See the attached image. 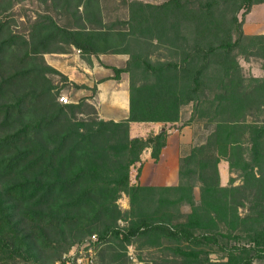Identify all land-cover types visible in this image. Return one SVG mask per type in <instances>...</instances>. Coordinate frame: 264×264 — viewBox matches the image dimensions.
Segmentation results:
<instances>
[{
	"label": "trees",
	"instance_id": "1",
	"mask_svg": "<svg viewBox=\"0 0 264 264\" xmlns=\"http://www.w3.org/2000/svg\"><path fill=\"white\" fill-rule=\"evenodd\" d=\"M49 1L63 11L74 8L82 25L68 28L40 15L29 35H20L4 17L12 0H0V264L36 258V243L23 233L25 220L52 245L74 225L101 226L88 248L110 235L123 242L151 236L186 246L178 252L182 264H213L211 254L219 251L228 253L224 264H253L264 253V77L245 76L237 52L256 56L264 71V35H246L244 21L230 19L227 10L232 4L247 15L264 0L135 1L128 21L109 26L99 0ZM148 39L171 41L181 60L153 63L144 52ZM73 49L89 64L92 56H130L124 67H112L110 78L130 75L126 120L76 123L66 117L81 105L62 104L60 96L56 102L47 76L69 79L37 62ZM191 103L212 127L207 141L182 160L177 186L141 185L145 153L160 160L170 137L166 125L179 122L181 108ZM38 111V119L26 122ZM137 124L161 129L133 136ZM221 158L241 185L221 186ZM122 194L131 205L125 228L118 226L125 220L118 206ZM184 206L190 212L183 213ZM243 208L247 219L239 214ZM246 225L251 229L242 244Z\"/></svg>",
	"mask_w": 264,
	"mask_h": 264
},
{
	"label": "rangeland",
	"instance_id": "2",
	"mask_svg": "<svg viewBox=\"0 0 264 264\" xmlns=\"http://www.w3.org/2000/svg\"><path fill=\"white\" fill-rule=\"evenodd\" d=\"M135 1L158 5L167 0H99L103 21L108 26L128 21L130 18V6ZM5 7L6 12L4 17L7 19V22H9L11 29L24 36L29 35L32 22L40 15H51L60 25L68 28L82 25V21L79 23V21L74 18V8L69 10V12L63 11L49 0H12L10 3L7 2ZM234 8L232 4H229L227 10L229 18L231 19L232 16L236 15L240 21H245L246 10L243 9L239 13H236ZM251 19L259 23L264 21V4L257 6L247 21L249 22ZM117 28L126 27L118 25ZM252 28L255 31L258 29L260 30V24L248 26V31H251ZM143 43L144 52L148 54L149 59L153 63L175 62L180 61L182 58L178 48H175L169 40L164 39L163 43H160L157 40L151 41L148 39ZM240 52L241 51L238 50L237 53L243 74L247 77L254 75L259 76L262 70V61L256 58V56H249L250 58H246L248 56L240 55ZM46 55L40 58V61L37 62L38 65L44 63L50 65L48 61H52V57H46ZM111 56L116 57H105L104 59H115L111 61L120 66V68L124 67L127 60L130 59V56L126 54ZM62 62L64 61L62 60ZM112 74L114 76L113 69ZM47 77L50 80V87L52 88V93L56 102H58L59 96L65 95L71 101V105H81L80 108L68 109L66 111V117L70 121L78 123L82 121L90 122L91 120L98 119L105 120L102 118V115H100L99 101L96 100V83L92 88L85 85H81L83 88H76L75 83L69 80L66 81V79L60 75L48 74ZM104 78H107V76ZM118 82V84H121L122 88L127 87L129 89L130 75L126 73L122 74L121 80ZM37 114L38 116H36V113H34V115H27L26 122L38 119L42 112L38 111ZM166 127L169 130L171 138L165 153V158L160 162L152 161L150 162L152 164L143 167L140 178V183L143 186H177L179 184V170L182 160L189 156L195 147L204 144L212 130L207 120L200 119L194 114L193 103L181 108L179 122L176 124H168ZM160 129V126L157 125L145 127L137 124L133 126L131 134L133 136L146 135L150 131ZM1 133H3V126H1L0 121V135ZM145 154L150 156V151ZM219 172L221 186L230 187L242 184V179H240L238 174L230 172L229 163L224 158L220 160ZM194 196L197 204H199V186L195 188ZM118 206L124 216L123 219H125L120 220L118 226L119 228H125L130 222L129 215H126V212L131 210L130 198L128 195L122 194L118 200ZM182 212L188 213L190 212V208L184 206ZM239 214L242 218L247 219L250 212L248 209L243 208L239 211ZM25 222L22 226L23 233L27 235L31 241L36 243L34 248L36 258L16 256L5 264H182L183 257L179 256L180 254L178 252H180L181 249H186V246L157 237L145 236L135 238L131 242H123L121 239L113 237V235H110L105 241H100L99 246L93 245L94 247L90 249L88 247L97 240L99 237L98 233L101 232L102 227H81V225L72 226L68 237L66 236L65 238L59 239V243L52 242V245L50 241L47 242V239H42L38 236V233H35L34 227L29 223V220H25ZM250 229V225L241 228V232L243 233L241 236L242 238H240L241 240L239 239L240 243H247V234H244V232L247 233ZM69 243H72V246L68 251H65ZM234 243L236 242L230 241L229 246ZM227 255V251H219L211 254V258L214 261L213 264H224L227 261ZM253 264H264V253H260L259 258L255 259Z\"/></svg>",
	"mask_w": 264,
	"mask_h": 264
},
{
	"label": "crops",
	"instance_id": "3",
	"mask_svg": "<svg viewBox=\"0 0 264 264\" xmlns=\"http://www.w3.org/2000/svg\"><path fill=\"white\" fill-rule=\"evenodd\" d=\"M263 4L255 5L250 13L246 15V19L243 23V30L246 35H264V21L261 23L256 22L252 19L251 21L249 20V22L247 21L249 16L253 13L254 9L257 6ZM258 23L260 24V30L258 29L255 31L253 30V27L251 31H248V26L259 25ZM80 54L81 53H79V51L73 49L70 53L67 54H47L46 57H52V61L49 60L48 64L61 71L65 76L68 77L70 82L80 86L85 85L90 88H92L96 83V100L99 101L100 115H102L103 119L112 120L115 122L126 120L130 115L129 89L127 87L122 88L121 84H118V81L110 79L113 76L112 67L120 68V66L111 61L115 59H104L105 57L109 58L116 56L100 55L98 56V58L96 56H92V64H89L82 59V55ZM62 60L64 62H62ZM106 76L107 78H104ZM259 76L264 77L263 70H261ZM259 76L257 75L256 77ZM170 138L171 136L169 137L167 147L163 150L158 162L165 158V153L169 146ZM146 157L147 161L145 165L147 166L148 164H152L150 163L152 162L150 156L146 155Z\"/></svg>",
	"mask_w": 264,
	"mask_h": 264
},
{
	"label": "built area",
	"instance_id": "4",
	"mask_svg": "<svg viewBox=\"0 0 264 264\" xmlns=\"http://www.w3.org/2000/svg\"><path fill=\"white\" fill-rule=\"evenodd\" d=\"M60 102L62 104H65V105H68L71 103V101L69 100V98L65 95H61L60 98H59Z\"/></svg>",
	"mask_w": 264,
	"mask_h": 264
}]
</instances>
